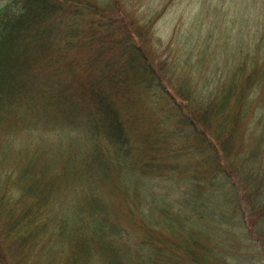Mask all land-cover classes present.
I'll list each match as a JSON object with an SVG mask.
<instances>
[{"label":"trees","instance_id":"trees-1","mask_svg":"<svg viewBox=\"0 0 264 264\" xmlns=\"http://www.w3.org/2000/svg\"><path fill=\"white\" fill-rule=\"evenodd\" d=\"M117 2L107 0L105 4ZM262 4L264 7V0ZM250 5L247 11L253 10ZM62 12L70 15L63 47L72 45L77 36L89 41H96L97 36L104 38L105 51L113 53L115 48L124 56L117 59L114 53L103 51L101 55L100 51L101 56L89 67L99 59L103 70L85 87L68 84L63 91L56 87L59 70L34 64L37 51L51 42L55 16ZM96 12L100 13L98 20L90 17ZM157 14L129 24L124 22L125 14L121 20L104 7L97 10L78 0L0 2V121L7 111L20 109V99L25 101L23 108L33 109L37 95L54 98L64 94L74 107L85 106L84 115L79 113L85 116L79 135L85 133L89 145L83 150L81 142L75 144L70 139L67 158H51L55 170L46 182L50 159L34 173L33 168L15 169L10 174L15 192L9 179L4 181L0 175V264L264 263V21L237 24L245 19L237 17L242 13H234L233 26L215 22L207 28L196 27V31L187 28L182 34L187 47L169 49L171 56L163 60L160 72L141 46L152 36ZM253 15L257 14L246 18ZM222 34L228 37L222 40L223 56L210 49ZM195 53L197 60L191 64ZM47 60L54 61L49 56ZM117 61L119 70L113 66ZM36 74L44 76L39 78L42 82L46 78L53 83L52 90L40 88ZM174 75L176 83L167 86L169 80L174 83ZM127 81L143 82L147 89L153 87L170 100L178 118L177 125L167 129L174 142L163 150L169 156L201 157L200 168L191 167L184 159L175 162L168 171L170 185L165 193L157 192L155 184L148 181L149 163L136 160L140 146L127 137V117L115 107L114 96L106 87L109 82L121 92L127 91ZM177 135L184 138L177 142ZM189 136L188 143L185 139ZM62 140L59 137V142ZM8 147L3 143L2 153ZM54 185L65 192L52 223V215L40 217V206L49 199ZM109 191L129 199L135 196L136 202L128 200L129 205L140 213L138 222L144 231L167 225L170 237L159 240L152 232L145 239L129 237V231L113 217ZM68 203H73L69 211ZM59 208H63L62 217L66 212L73 215L71 228H64V219L57 216L61 215ZM54 244L60 252L53 251ZM62 249L67 252L59 258Z\"/></svg>","mask_w":264,"mask_h":264},{"label":"rangeland","instance_id":"rangeland-1","mask_svg":"<svg viewBox=\"0 0 264 264\" xmlns=\"http://www.w3.org/2000/svg\"><path fill=\"white\" fill-rule=\"evenodd\" d=\"M5 0H0L3 2ZM86 3L89 6L96 7L97 10H101V7L107 9V12L111 16H118L117 18L123 19L124 22L129 24L133 21L144 22L148 20V17L153 16L158 12L154 18L152 24V36H148L145 44H142L144 52L148 55L149 61L153 63L156 71H159L163 65V60L169 55V49L172 48L173 51L178 49H184L187 47L188 41H185L184 36H182L184 30L187 28H193L196 31V27L204 28L213 25V23H221L223 27L235 25L232 21L234 13H242L243 15L237 16L245 20H241L238 23L243 22L245 24H253L256 21L263 22L264 16L263 11V0H118L117 4L106 5L107 0H78V2ZM251 4L249 8L253 10L247 11L248 4ZM68 9H72L69 6ZM123 11V14L120 13ZM238 11V12H237ZM250 13H255L251 19L246 18ZM258 16L259 18H255ZM70 15L67 13H60L55 16L56 31L51 39V42L47 43L45 48L39 49L36 53L37 59L35 58L34 64L36 67L42 66L50 69H57L60 71V76L56 82V87L63 91L70 84L71 88L85 87L88 85L89 80L95 77V74L100 73L103 70V65L96 60L95 65L89 67V64L95 60L96 56H101L104 53L116 54L117 59L124 57L120 53H116L114 48L113 53L109 50L105 51V46H102L104 42L103 37L95 36L96 41H89L85 37L77 36L73 40L72 45L65 46L66 41V26L70 23ZM95 20H98L100 13L96 12L91 14ZM239 18V19H240ZM257 19V20H255ZM119 20V22H121ZM243 21V22H242ZM119 24V23H118ZM220 25V24H219ZM220 25V26H221ZM176 30V34H173V30ZM81 34V33H80ZM90 35V34H89ZM225 34L218 37L220 41L216 40L212 43L210 48L214 54L220 53L223 56L225 51V46L222 40H225ZM225 38V39H223ZM217 39V38H215ZM194 44L197 41H193ZM220 43V44H219ZM215 44H219L217 48ZM200 45V43H199ZM59 51H61L59 53ZM101 51V52H100ZM119 52V50H117ZM99 52L101 55H99ZM48 56L54 61L49 62L47 60ZM219 56V57H221ZM211 57V56H210ZM217 57V58H219ZM197 60L196 53L193 54L191 59V64H194ZM75 67L72 71H69V67ZM113 66H116L117 70L120 69V65L117 61ZM192 69V67L190 66ZM182 65H179L178 72L180 73ZM194 69V66H193ZM131 73L135 71L131 70ZM161 72V70H160ZM163 74V72H162ZM37 75V74H36ZM180 75V74H178ZM44 76L36 77L35 83H39L40 88H48L49 91L53 88V83L46 81L42 82L39 78ZM169 77V76H168ZM177 75L173 77L174 83H167V86L174 85L176 83ZM180 79V77H179ZM129 81V80H128ZM125 84L127 91H120V88L116 85H110L109 82L106 87L109 88V92L114 96L115 107L123 112L126 118L127 137L130 140L140 146L139 151L135 152V158L137 161L148 162V173L152 184L156 186V191L165 193L168 186L170 185V179L168 178V171L172 168L175 162L184 159V162L191 167L200 168L202 163L201 157L198 154H191L190 156H169L166 153V146L174 139L171 140L168 137L167 129L175 127L177 124V115L174 109L170 106V100L166 97L163 98L157 92L153 90L155 88L147 89L143 82L132 83V81ZM181 81V80H180ZM49 83V84H48ZM155 93V94H154ZM154 94V95H153ZM56 96L54 98L35 96L36 105L32 104L30 108H23L25 101L23 99L19 100V110L7 111L0 121V175H3L4 181L9 179V187L12 188V192H15V188L12 185L13 178L10 174L16 172L15 169L21 168H33V173L35 169L41 170L45 165L46 159H50L47 170V175L45 177V182L49 180V175L54 173V165L52 164L53 159L59 161L60 159L67 158L69 151L67 150L71 147V140L75 144L81 142L85 148L83 150L89 149V145L86 140L87 135L83 133L79 135V131L82 127L79 124L85 118L84 108L82 105L79 109L74 107L70 101V98ZM46 104H45V103ZM79 113L83 115L80 116ZM23 117V118H22ZM41 119L39 122H36ZM63 125H61V123ZM61 128V129H60ZM246 130V125H243ZM60 129V130H58ZM59 137L63 138L59 142ZM172 137V136H171ZM176 137L175 141H180L184 137ZM73 138V139H72ZM75 138L77 140H75ZM191 136L185 139L186 142H190ZM170 140V141H169ZM72 141V145L74 142ZM8 143L9 147L6 152L2 153L3 143ZM80 145V148H82ZM65 152H67L65 154ZM73 152L72 150L70 151ZM65 154V155H64ZM36 159L37 162H33ZM21 167V168H20ZM103 170L105 166H102ZM175 168V167H174ZM113 169V168H112ZM172 177H173V172ZM100 175V173L98 172ZM162 175V178L160 176ZM10 177H7V176ZM160 175V176H159ZM107 181L104 180L103 183ZM44 184V182H41ZM178 183V182H177ZM43 188L42 186H39ZM7 187L2 188L1 191L5 192ZM65 192L62 186H53L50 188V197L41 207L43 213L40 217L51 216L52 223L56 219L57 208L62 204L61 195ZM68 192V191H67ZM108 193V192H107ZM108 205L110 206L113 217H115L118 224L128 232V236L139 240L141 238L145 239L148 232H152V237L161 239H167L170 237V230L167 225H162L156 229L144 231V228L139 224L138 219H141L140 213L130 204L129 201L136 200V197H129L127 195H120L117 192L108 193ZM171 198V194H168V199ZM129 200V201H128ZM61 201V203H60ZM136 202V201H135ZM73 203H68V211L72 208ZM33 212L36 207H33ZM61 213L58 217L64 219V228H71L74 224L73 215L66 212L62 217L63 208H59ZM131 211V213L129 212ZM168 213L167 210H163ZM147 232V233H146ZM52 240L49 239V242ZM160 245V244H159ZM57 244L52 245L53 251L57 249ZM135 246V245H134ZM66 248V247H65ZM67 250L63 249L61 254L58 256L62 258L66 254ZM63 254V255H62ZM232 259V258H230ZM32 260V259H31ZM233 260V259H232ZM9 261V260H8ZM222 264V263H219ZM225 264V263H224ZM226 264H235L226 263ZM264 264V263H263Z\"/></svg>","mask_w":264,"mask_h":264}]
</instances>
